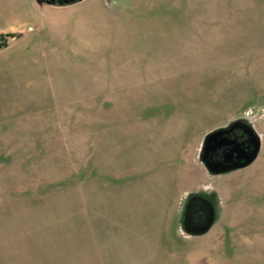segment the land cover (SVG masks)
<instances>
[{
	"label": "rangeland",
	"instance_id": "374dc122",
	"mask_svg": "<svg viewBox=\"0 0 264 264\" xmlns=\"http://www.w3.org/2000/svg\"><path fill=\"white\" fill-rule=\"evenodd\" d=\"M0 264H264V0H0Z\"/></svg>",
	"mask_w": 264,
	"mask_h": 264
},
{
	"label": "flooded vegetation",
	"instance_id": "af4514ba",
	"mask_svg": "<svg viewBox=\"0 0 264 264\" xmlns=\"http://www.w3.org/2000/svg\"><path fill=\"white\" fill-rule=\"evenodd\" d=\"M80 0H43L42 3L52 6H67ZM221 135L210 139L203 146V161L210 166H221L223 169L237 170L244 162V158L250 157L255 150L252 132L242 123H234L226 129H220ZM217 130V131H220ZM224 142L217 146L216 142ZM228 156V157H227ZM209 198L205 195H192L185 204L187 213L186 225L190 228H198L207 215Z\"/></svg>",
	"mask_w": 264,
	"mask_h": 264
},
{
	"label": "water",
	"instance_id": "95a60500",
	"mask_svg": "<svg viewBox=\"0 0 264 264\" xmlns=\"http://www.w3.org/2000/svg\"><path fill=\"white\" fill-rule=\"evenodd\" d=\"M38 2H41L43 0H37ZM48 4V2H45ZM252 132V131H251ZM221 130L220 131H214V132H211L210 134H208L206 136V139H205V142L208 143L210 139H215L218 135H221ZM252 136H253V140H254V145H255V150L253 151L252 155L247 156L246 158H244V162L241 166L237 167V169H240V168H243L247 165H249L255 158L257 152H258V147H259V144H258V138L256 137L255 134H253L252 132ZM204 142V144H205ZM224 142H216L215 144L217 146H220L221 144H223ZM228 157V156H227ZM207 166V168L209 169V171L212 173V174H221V173H226V172H230V171H233V170H228V169H223V167L221 166H210L209 164H205ZM213 206L211 205V202L208 200V208L207 209V215L205 217V220L204 222L198 227V228H190L186 225V222H187V213H186V208H184V212H183V215H182V222H181V225L183 227V229L190 233V234H202L204 232H206L211 223H212V219H213Z\"/></svg>",
	"mask_w": 264,
	"mask_h": 264
}]
</instances>
